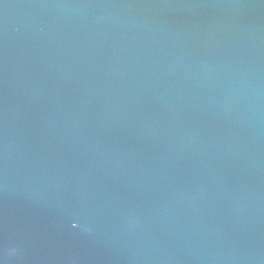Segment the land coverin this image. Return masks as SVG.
<instances>
[{"label": "water", "instance_id": "obj_1", "mask_svg": "<svg viewBox=\"0 0 264 264\" xmlns=\"http://www.w3.org/2000/svg\"><path fill=\"white\" fill-rule=\"evenodd\" d=\"M0 264H264V0H0Z\"/></svg>", "mask_w": 264, "mask_h": 264}]
</instances>
